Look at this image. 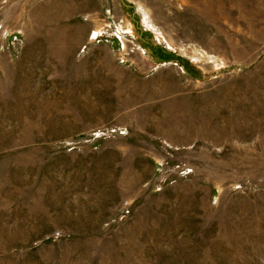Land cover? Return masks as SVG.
<instances>
[{"label": "rangeland", "instance_id": "rangeland-1", "mask_svg": "<svg viewBox=\"0 0 264 264\" xmlns=\"http://www.w3.org/2000/svg\"><path fill=\"white\" fill-rule=\"evenodd\" d=\"M0 264H264V0H0Z\"/></svg>", "mask_w": 264, "mask_h": 264}]
</instances>
